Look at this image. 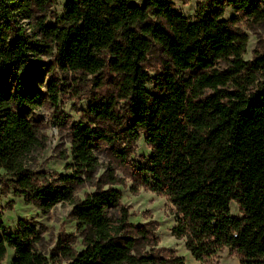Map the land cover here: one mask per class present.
Masks as SVG:
<instances>
[{
	"label": "trees",
	"instance_id": "1",
	"mask_svg": "<svg viewBox=\"0 0 264 264\" xmlns=\"http://www.w3.org/2000/svg\"><path fill=\"white\" fill-rule=\"evenodd\" d=\"M54 2L0 0V169L13 178V192L41 213L60 202L72 206L82 249L60 246L66 264L185 261L150 246L145 224L130 225L137 237L129 235L123 209L118 219L107 215L120 209L117 190L97 187L75 201L76 188L99 168L93 144L115 141L103 130L71 125L69 174L46 179L27 168L42 145L32 113L46 103L56 106L60 90L54 79L46 92L34 84L32 75L46 67L41 57L52 58L61 73L118 77L123 121L112 99L91 103L89 115L121 126L118 139L127 145L143 135L150 155L135 169L136 180L167 198L175 209L171 235L184 239L196 262L228 249L240 264H264V53L242 61L247 38L239 26L264 22V0H198L193 19L169 0H67L62 15L45 25ZM226 6L236 14L230 19L223 18ZM15 11L34 20L30 33L14 28ZM118 154L123 160L124 152ZM116 182L107 169L97 186ZM231 202L242 218L230 215ZM0 231V264L7 248L10 264H49L37 250L41 231L34 224L19 219L6 232L0 220Z\"/></svg>",
	"mask_w": 264,
	"mask_h": 264
},
{
	"label": "rangeland",
	"instance_id": "2",
	"mask_svg": "<svg viewBox=\"0 0 264 264\" xmlns=\"http://www.w3.org/2000/svg\"><path fill=\"white\" fill-rule=\"evenodd\" d=\"M67 0H55L54 4L46 11L45 25H51L55 17L63 13V6ZM174 4L177 12L188 19H193L196 14L198 0H169ZM235 14L234 10L226 6L224 19H230ZM18 11L13 15L14 28L22 27L25 33H30L34 20L22 18ZM33 17L41 18L38 12H33ZM240 30L247 38L245 52L242 61L251 60L257 54L264 53V22L254 24L240 21ZM46 64L40 73L32 75L37 88L46 92V85L50 79H54L59 86L58 103L56 106L46 103L35 109L31 121L38 127L41 148L36 150L27 159L26 166L34 173L44 176L46 179L54 175L69 174L66 166L71 162L70 144L72 124H91L94 129L103 130L106 135L114 138L113 143L96 141L92 151L97 158L99 168L91 178L77 187L74 193L75 201L83 200L84 197L96 190L113 188L121 194L120 209L107 210V215L118 219L122 216L123 209L126 214V232L137 237L130 225L145 224L150 231L149 245H155L159 254L167 255L166 252H175L182 257L185 264H201L196 262L184 247V239H176L171 235V229L175 225V209L164 195L153 193L136 180L135 169L145 166V160L150 155V150L144 142L143 135L139 140L127 145L120 134L121 126L115 122H103L89 115V105L97 100L112 99L115 104L114 112L119 117L124 115L126 105L118 99V77L111 72L97 76H87L80 73H61L52 64V58H39ZM146 66L151 76L155 75L152 68ZM224 63H218L217 68L224 70ZM150 88V87H149ZM231 91L232 86L225 88ZM210 92L207 91L208 95ZM123 121V118L119 120ZM118 139V140H117ZM119 151H123L125 157L120 160ZM107 169H111L116 179V184L97 186V180L104 176ZM12 177L0 169V220L3 222L5 231H15L19 219H24L34 224L41 231V242L37 250L49 264H66L61 255L60 246H68L78 252L82 249L81 237L77 230V223L71 216L72 206L68 202H60L50 209L47 214L41 213L36 206L26 204L21 196L16 195L11 187ZM230 215L233 218H242L239 207L235 202L230 204ZM130 232V233H129ZM2 231H0V235ZM140 246L143 243L140 241ZM146 245V244H145ZM150 246L144 248L149 252ZM158 249V250H157ZM13 252L6 249L2 264H10ZM204 264H240L237 257L230 254L228 249H223L215 257Z\"/></svg>",
	"mask_w": 264,
	"mask_h": 264
}]
</instances>
